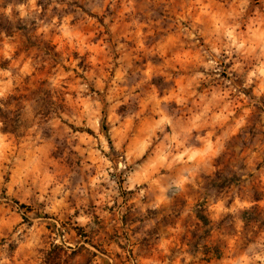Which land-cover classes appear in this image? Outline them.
Segmentation results:
<instances>
[{
	"label": "clouds",
	"instance_id": "1",
	"mask_svg": "<svg viewBox=\"0 0 264 264\" xmlns=\"http://www.w3.org/2000/svg\"><path fill=\"white\" fill-rule=\"evenodd\" d=\"M0 264H264V0H0Z\"/></svg>",
	"mask_w": 264,
	"mask_h": 264
},
{
	"label": "rangeland",
	"instance_id": "2",
	"mask_svg": "<svg viewBox=\"0 0 264 264\" xmlns=\"http://www.w3.org/2000/svg\"><path fill=\"white\" fill-rule=\"evenodd\" d=\"M201 219H203V217H201ZM125 222H127V217H125ZM78 231L82 232V230H78Z\"/></svg>",
	"mask_w": 264,
	"mask_h": 264
}]
</instances>
